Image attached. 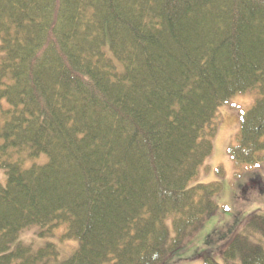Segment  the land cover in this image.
Wrapping results in <instances>:
<instances>
[{"label": "trees", "instance_id": "16d2710c", "mask_svg": "<svg viewBox=\"0 0 264 264\" xmlns=\"http://www.w3.org/2000/svg\"><path fill=\"white\" fill-rule=\"evenodd\" d=\"M251 91L240 167L264 162V0H0V264H166L221 210L194 183ZM236 230L223 264H264V215Z\"/></svg>", "mask_w": 264, "mask_h": 264}, {"label": "rangeland", "instance_id": "374dc122", "mask_svg": "<svg viewBox=\"0 0 264 264\" xmlns=\"http://www.w3.org/2000/svg\"><path fill=\"white\" fill-rule=\"evenodd\" d=\"M257 97L255 91L237 95L219 109L213 153L201 168L198 181L194 184L221 183L222 193L218 201L221 210L166 264H205V256L223 264L221 252L238 232L237 225L253 212L264 215V162L257 166L240 167L230 159L228 153L240 133L242 114L254 106ZM45 161L46 157L43 156L41 162ZM0 182L6 183L2 170ZM63 232L64 229H60L54 237L41 238L37 228H33L22 235L21 241L32 245L34 250L53 245L59 261H62L70 257L78 246L75 241L61 240Z\"/></svg>", "mask_w": 264, "mask_h": 264}]
</instances>
